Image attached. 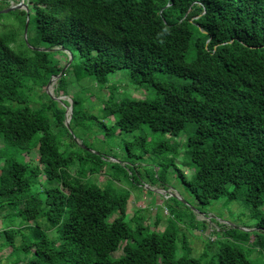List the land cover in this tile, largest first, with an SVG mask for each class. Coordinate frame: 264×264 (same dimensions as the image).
Masks as SVG:
<instances>
[{
    "label": "trees",
    "instance_id": "16d2710c",
    "mask_svg": "<svg viewBox=\"0 0 264 264\" xmlns=\"http://www.w3.org/2000/svg\"><path fill=\"white\" fill-rule=\"evenodd\" d=\"M28 2L37 46L58 49L30 48L25 55L11 46L14 32L0 33V212L12 210L0 229V249L11 248V264H254L236 245L221 246L215 263L203 262L184 246L177 254L173 231L144 233L142 220L132 228L128 194L89 182L87 173L103 166L100 154L65 155L45 115L54 105V121L63 125L65 110L52 100L34 108L28 93L62 70L53 51H70L101 85L127 68L156 95L105 103L106 116L115 117L112 131L146 124L178 136L190 124L186 148L194 172L186 177L179 171L186 190L204 208L222 195L235 197L244 184V199L264 232V0ZM157 74L189 81L167 82ZM72 100L69 125L78 117ZM32 149L38 163L21 154ZM40 175L55 183L40 189ZM43 223L56 227L57 240Z\"/></svg>",
    "mask_w": 264,
    "mask_h": 264
},
{
    "label": "rangeland",
    "instance_id": "374dc122",
    "mask_svg": "<svg viewBox=\"0 0 264 264\" xmlns=\"http://www.w3.org/2000/svg\"><path fill=\"white\" fill-rule=\"evenodd\" d=\"M18 2L19 0H0V33L14 32L11 46L25 55H31L29 50L33 47L48 49L43 43L37 46L33 9L28 0H24L28 4L27 11H5ZM22 10L26 13L29 11L30 23L26 35L22 21L27 14L23 16ZM53 57L63 69L67 65L69 54L66 51H53ZM186 58L190 59L191 54H187ZM64 71L60 91H57L58 79L55 77L50 83L51 94L45 90L46 87L39 89L36 85L30 88L28 94L31 98L35 96L36 101L31 104L34 108H39L42 102L51 105L52 100L56 106L65 110V104L73 103L72 98L76 101L78 117L69 127L65 123L56 125L51 112L54 105L49 112H45L50 121V130L60 141L65 155L80 153L85 157V150L100 154L104 160L103 166L99 173H87L89 182L128 194L126 212L127 219L133 217L130 222L132 228H136L142 220L144 233L154 230L163 232L165 229L173 231L177 238V254L182 252L184 246L190 249L192 256L203 262L215 263L220 247L231 244L238 246L254 264H264V232L256 227L257 220L244 199V184L240 185L235 197L222 195L202 208L181 182L179 171L186 177L194 172V167L189 165L186 148L187 137L193 130L190 124L178 136L153 131L146 124H141L133 131H112L115 117L106 116L104 104L124 98L152 99L156 93L151 85L138 83V76L131 75L127 68L111 72L105 84H98L93 76L84 74L77 56H74V60ZM157 77L174 83L189 81L187 78L168 74H157ZM63 91L66 92L65 95ZM60 95L63 96V102L55 99ZM3 144L0 137V148ZM21 154L25 160L38 163L36 149L23 151ZM164 166L168 169L162 174ZM71 170L74 171L75 167ZM39 180L42 185L40 189L55 183L44 180L43 175H40ZM231 189L232 186L229 185L228 190ZM259 211L264 214V204L259 207ZM10 213L11 209L0 212V229L6 215ZM116 215L117 212L112 213L107 220L111 221ZM20 221V218H15L14 224L17 225ZM42 226L51 239L57 240L56 227L46 228L44 223ZM258 238L262 241L255 244ZM10 250V247L0 249V264H11L14 260V257L9 256ZM119 253L120 251H116L114 255Z\"/></svg>",
    "mask_w": 264,
    "mask_h": 264
},
{
    "label": "water",
    "instance_id": "95a60500",
    "mask_svg": "<svg viewBox=\"0 0 264 264\" xmlns=\"http://www.w3.org/2000/svg\"><path fill=\"white\" fill-rule=\"evenodd\" d=\"M12 9H25L27 11L28 10V5H27V3L24 2V0H19L18 3L11 5L7 9H5V11H10ZM28 21H29V17H28V13H27V17L25 19V24H24V34L25 35H26V32H27ZM33 49L50 51V50H57L58 47H52V48H48V49L47 48L46 49H40V48H37V47H33ZM66 52L69 54L67 65L57 75H52L50 77L48 83L45 85V87H46L45 90L48 93H50L48 86L53 81V77L58 79L61 76V74L63 73L64 69L71 63V61L73 59V54L70 51H68V50H66ZM55 99L63 102V96L62 95L55 97ZM65 105H66V107H65V113H64V123L69 127V122H70V119H71V116H72V104H69V105L65 104Z\"/></svg>",
    "mask_w": 264,
    "mask_h": 264
},
{
    "label": "bare ground",
    "instance_id": "6f19581e",
    "mask_svg": "<svg viewBox=\"0 0 264 264\" xmlns=\"http://www.w3.org/2000/svg\"><path fill=\"white\" fill-rule=\"evenodd\" d=\"M48 87H49V89L51 90V86L49 85Z\"/></svg>",
    "mask_w": 264,
    "mask_h": 264
}]
</instances>
